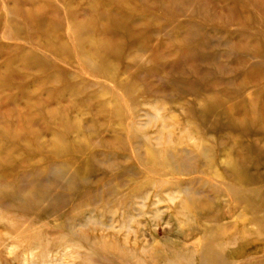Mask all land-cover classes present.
<instances>
[{
    "label": "rangeland",
    "instance_id": "rangeland-1",
    "mask_svg": "<svg viewBox=\"0 0 264 264\" xmlns=\"http://www.w3.org/2000/svg\"><path fill=\"white\" fill-rule=\"evenodd\" d=\"M0 264H264V0H0Z\"/></svg>",
    "mask_w": 264,
    "mask_h": 264
}]
</instances>
